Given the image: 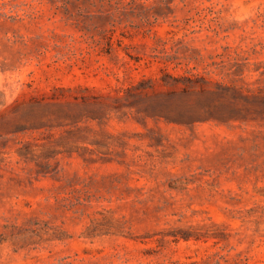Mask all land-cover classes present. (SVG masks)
<instances>
[{
	"label": "rangeland",
	"instance_id": "obj_1",
	"mask_svg": "<svg viewBox=\"0 0 264 264\" xmlns=\"http://www.w3.org/2000/svg\"><path fill=\"white\" fill-rule=\"evenodd\" d=\"M65 1L0 0V264H264V0L146 1L109 52Z\"/></svg>",
	"mask_w": 264,
	"mask_h": 264
},
{
	"label": "trees",
	"instance_id": "obj_2",
	"mask_svg": "<svg viewBox=\"0 0 264 264\" xmlns=\"http://www.w3.org/2000/svg\"><path fill=\"white\" fill-rule=\"evenodd\" d=\"M146 1L149 0H88V3L91 7H94L92 10H86L87 13H82L79 11V6L77 5V0L65 1L62 6V13L66 17L67 20L74 19L75 21L81 20L84 24L83 28L87 31H90L92 28V24L88 21L91 18L104 19L106 24L103 26V29H100L97 34L100 37V40H103L106 51L109 52L113 49L114 40H119L115 32L116 24H120L122 22L123 16L132 15L136 17H140L144 19V21L148 24L157 20L160 15L158 12L150 13V9L152 6H148ZM156 3V8H161L162 6H168V3L173 2L174 0H153ZM183 1V0H181ZM163 4V5H162ZM140 7L141 11H138L137 8ZM150 18H153V21H150ZM88 23V24H87ZM108 25V26H107ZM93 34L91 35V37ZM131 59L137 60L136 57L132 56L128 52H126ZM164 61H171V58L166 55L164 57ZM125 62V61H124ZM175 67V66H174ZM162 72L161 78L163 80L170 79L172 81L183 80L186 82H195L201 83L206 81L204 76L205 72H192L188 69L186 74H174L172 73L167 63L163 64L160 67ZM210 114V110L205 108L204 106L199 107L198 110L190 112L188 117L190 119H198L201 117H205ZM182 115V114H181Z\"/></svg>",
	"mask_w": 264,
	"mask_h": 264
}]
</instances>
